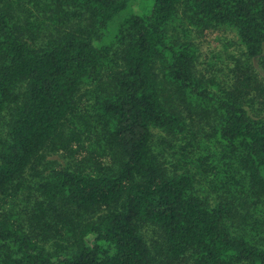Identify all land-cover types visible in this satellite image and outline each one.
Returning <instances> with one entry per match:
<instances>
[{"label":"trees","instance_id":"trees-1","mask_svg":"<svg viewBox=\"0 0 264 264\" xmlns=\"http://www.w3.org/2000/svg\"><path fill=\"white\" fill-rule=\"evenodd\" d=\"M0 264H264V0H0Z\"/></svg>","mask_w":264,"mask_h":264},{"label":"rangeland","instance_id":"rangeland-1","mask_svg":"<svg viewBox=\"0 0 264 264\" xmlns=\"http://www.w3.org/2000/svg\"><path fill=\"white\" fill-rule=\"evenodd\" d=\"M139 4V1L134 3L133 9L135 11L139 10ZM221 37L219 35L207 36L205 42H203L202 48L204 47L205 50L214 51L215 53L223 52V41L226 42V40Z\"/></svg>","mask_w":264,"mask_h":264}]
</instances>
